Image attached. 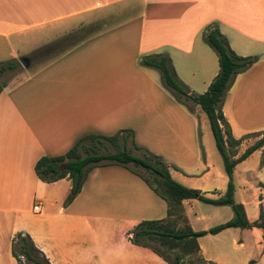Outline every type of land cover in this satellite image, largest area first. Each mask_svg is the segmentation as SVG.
<instances>
[{"label":"crops","instance_id":"1","mask_svg":"<svg viewBox=\"0 0 264 264\" xmlns=\"http://www.w3.org/2000/svg\"><path fill=\"white\" fill-rule=\"evenodd\" d=\"M111 18L116 23L101 31L99 23ZM210 25L236 54L257 58L224 100L232 136L264 132V0H0V64L96 28L0 93V264H18V234L30 236L51 264L160 260L130 242L142 221L168 218L167 203L140 177L118 165L97 167L67 206L70 179L38 178L40 158L62 156L89 134L132 130L135 143L162 157L175 181L210 199L225 197L229 178L207 115L200 106L190 112L164 88L157 69L140 65L143 56L165 54L180 81L205 93L220 71L204 35ZM263 137L242 140L233 158ZM233 182L236 203L250 223L258 222L264 215V147L235 167ZM183 208L186 222L178 227L195 232L235 217L231 206L197 199L184 200ZM198 243L201 256L214 264H264V230L257 227L229 228Z\"/></svg>","mask_w":264,"mask_h":264},{"label":"trees","instance_id":"2","mask_svg":"<svg viewBox=\"0 0 264 264\" xmlns=\"http://www.w3.org/2000/svg\"><path fill=\"white\" fill-rule=\"evenodd\" d=\"M95 29L94 26L82 28L33 54L45 58L62 53L85 40L95 32ZM204 35L206 42L218 55L220 71L203 94L194 93L178 79L169 56L165 54L143 56L140 65L157 69L161 73L164 88L190 112H194V106H200L207 115L216 147L222 156L225 172L229 178L225 197L216 200L210 199L205 197L200 190L187 188L175 181L171 176L170 166L162 157L136 145L132 130H121L112 136L86 135L80 138L66 154L56 157L44 156L38 160L35 166L38 178L45 183H54L65 178L72 181L71 193L65 202L66 206L74 201L81 192L89 173L97 167L118 165L140 177L167 203L168 218L142 221L131 232L130 240L135 245L153 249L170 264H214L201 256L199 238L217 235L229 228L257 227L264 230L263 214L258 222L250 223L246 217L244 206L236 203L233 182L235 167L256 150L264 147V137L237 159L233 158L235 154L233 149L237 148L242 140L259 137L264 132L235 139L223 113L224 100L236 77L249 70L256 63L257 58L236 54L228 39L216 25L206 28ZM19 66L20 63L16 59L0 64V76L8 70H16ZM5 85L0 86V93ZM108 145L113 148V152L110 151ZM65 164L68 165L67 168H64ZM189 199H197L205 204L215 206H231L235 217L208 231L195 232L188 225L179 228L180 223L186 222L183 201ZM170 252H177L174 259L170 258ZM13 255L18 264H51L28 235L18 234L16 236L13 242ZM191 257H197L196 261ZM187 259H192V262L187 263Z\"/></svg>","mask_w":264,"mask_h":264},{"label":"rangeland","instance_id":"3","mask_svg":"<svg viewBox=\"0 0 264 264\" xmlns=\"http://www.w3.org/2000/svg\"><path fill=\"white\" fill-rule=\"evenodd\" d=\"M116 21H117V19H114V18L103 20V23H99V25L101 26L100 30L102 31L104 29H109L110 27H112L116 23ZM46 58L47 57L40 58V56H35L34 54L28 56L27 59H25V63L27 65L26 67H24L19 62L20 63L19 68H17L16 70H13V71L8 70L0 76V86H2L3 84L18 85L19 83L23 82L27 77H29L30 75L34 74L36 71L40 70L44 66H46L49 63H51L52 61H54V60L44 61ZM206 128H208V130L210 132V134H209L210 138L212 139V141H214V137L212 135L210 125L208 122L206 123ZM125 130H127V129H125ZM203 133H204V131H203ZM108 146H109L110 151L113 152L114 151L113 148L110 145H108ZM138 147L144 148L141 146H138ZM144 149H147V148H144ZM148 151H150V150H148ZM220 158H222V156ZM220 160H221L222 166H223V159H220ZM130 242L132 243L131 240H130ZM133 245H135V244H133ZM135 246H138V245H135ZM139 247H142V246H139ZM142 248L148 249V251H150L151 253L155 254L158 258H160V260L156 264H170V262L165 260L161 255L156 253L153 249L147 248V247H142ZM176 254H177V252H170L169 256L171 259H174V256ZM191 258L193 260L195 259V261H196L197 257H191ZM192 259H187V263L192 262ZM139 264H144V263L140 262ZM150 264H154V263H150Z\"/></svg>","mask_w":264,"mask_h":264},{"label":"built area","instance_id":"4","mask_svg":"<svg viewBox=\"0 0 264 264\" xmlns=\"http://www.w3.org/2000/svg\"><path fill=\"white\" fill-rule=\"evenodd\" d=\"M34 212L37 214V213H40L41 212V209H40V204H37L34 206L33 208ZM22 259H24V257H21Z\"/></svg>","mask_w":264,"mask_h":264},{"label":"water","instance_id":"5","mask_svg":"<svg viewBox=\"0 0 264 264\" xmlns=\"http://www.w3.org/2000/svg\"><path fill=\"white\" fill-rule=\"evenodd\" d=\"M20 63H21L23 66H25V67L27 66L26 63H25V59H24V58H23V59H20ZM67 167H68V165L65 164V165H64V168H67Z\"/></svg>","mask_w":264,"mask_h":264}]
</instances>
